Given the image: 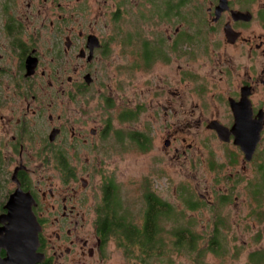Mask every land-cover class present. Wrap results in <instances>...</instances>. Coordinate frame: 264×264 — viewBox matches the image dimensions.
Instances as JSON below:
<instances>
[{
  "label": "flooded vegetation",
  "instance_id": "af4514ba",
  "mask_svg": "<svg viewBox=\"0 0 264 264\" xmlns=\"http://www.w3.org/2000/svg\"><path fill=\"white\" fill-rule=\"evenodd\" d=\"M220 1L0 0V216L17 190L32 197L36 264H180L179 251L125 250L98 213L89 225L84 174L104 172L122 133L150 151L160 131L180 165L194 157L187 132H206L210 205L236 203L248 180L264 206V6L225 0L217 17ZM243 129L259 130L250 160Z\"/></svg>",
  "mask_w": 264,
  "mask_h": 264
},
{
  "label": "rangeland",
  "instance_id": "374dc122",
  "mask_svg": "<svg viewBox=\"0 0 264 264\" xmlns=\"http://www.w3.org/2000/svg\"><path fill=\"white\" fill-rule=\"evenodd\" d=\"M208 6L209 2L206 4V7ZM263 6L264 0L248 2V8L254 12L261 10ZM185 16L188 17V13ZM136 123L137 127L142 124L140 118ZM157 134L156 137L154 135L150 151L135 147L133 144L128 145L127 141H123L127 139L124 133L115 136L112 138L116 141L115 144L109 146L110 159L102 164L104 172L84 174V178L90 181L89 193L93 196V199L87 202V206H83L88 211L89 225L96 217L97 208L102 204L103 183L112 179L117 184L123 208L128 210L138 225L144 222L146 210L144 197L148 191L154 192L161 199L173 204L180 212H184L181 224L190 225L200 238L195 252L181 250L180 264H249V256L253 252L264 250V206H252L251 192L245 189L248 180L241 182L237 194L239 200L236 203L232 201L231 206L210 205L213 179L209 173L208 155L212 138L206 132H187V143L195 145L194 151L189 152L194 157L187 163L181 161L179 165L165 153L163 136L160 131H157ZM195 154L201 156V162L194 163L193 160L197 161ZM92 167L99 170L100 164L90 163L89 171ZM257 179L254 180L255 183L257 186L260 184L259 189L264 192V178ZM186 196H191L195 202L202 203V207L196 211H189L184 202ZM200 196L204 197L203 202L200 201ZM253 211L258 214H252ZM218 216H221L224 224L219 227L222 243L217 251L220 252L215 253L207 249L215 230V220H220ZM163 226L169 261L175 260L170 253L177 251L172 247L173 238L169 234L174 225L163 222ZM197 256H200L199 261Z\"/></svg>",
  "mask_w": 264,
  "mask_h": 264
},
{
  "label": "trees",
  "instance_id": "16d2710c",
  "mask_svg": "<svg viewBox=\"0 0 264 264\" xmlns=\"http://www.w3.org/2000/svg\"><path fill=\"white\" fill-rule=\"evenodd\" d=\"M140 148L146 150L144 145ZM144 199L146 205L144 222L142 225H138L133 221L128 210L123 208L119 191L111 183L104 200L105 204H101L97 210L99 219L105 224L104 228L107 229V233L118 236L122 247L128 251H168L167 240L164 238L163 222H170L174 225L169 233L173 238V249L179 252H182L181 250H189V253L195 252L200 236L193 231L190 225L181 224L184 220L182 219L184 212H180L173 204L161 199L151 191L145 194ZM184 202L189 211H196L202 207V203L195 202L191 196L184 197ZM252 214L258 213L253 211ZM219 219L221 220L220 216ZM220 220L215 225L210 246L207 249L215 253L220 252L217 250L222 243L219 227L223 226L224 222ZM249 258V264H264V250L253 252ZM197 259L199 261L200 256H197Z\"/></svg>",
  "mask_w": 264,
  "mask_h": 264
},
{
  "label": "water",
  "instance_id": "95a60500",
  "mask_svg": "<svg viewBox=\"0 0 264 264\" xmlns=\"http://www.w3.org/2000/svg\"><path fill=\"white\" fill-rule=\"evenodd\" d=\"M227 9L225 0H221L217 8V17ZM242 19H250L242 15ZM229 36V30L226 29ZM218 132L220 133L219 129ZM241 135V136H240ZM236 142L250 160L259 140V130L243 129ZM222 138V136L220 135ZM34 201L29 194L17 190L5 206L6 214L0 216V250L7 256L0 258V264H36L41 261L37 252L41 226L33 213Z\"/></svg>",
  "mask_w": 264,
  "mask_h": 264
}]
</instances>
